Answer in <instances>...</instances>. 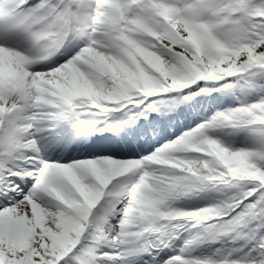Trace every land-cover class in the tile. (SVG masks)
I'll list each match as a JSON object with an SVG mask.
<instances>
[{"label":"snow or ice","instance_id":"snow-or-ice-1","mask_svg":"<svg viewBox=\"0 0 264 264\" xmlns=\"http://www.w3.org/2000/svg\"><path fill=\"white\" fill-rule=\"evenodd\" d=\"M0 264H264V0H0Z\"/></svg>","mask_w":264,"mask_h":264}]
</instances>
